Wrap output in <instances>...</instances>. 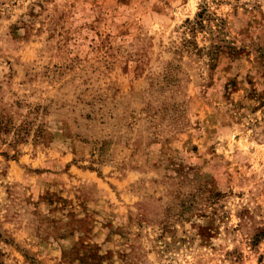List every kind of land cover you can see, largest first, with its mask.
<instances>
[{"label": "rangeland", "instance_id": "1", "mask_svg": "<svg viewBox=\"0 0 264 264\" xmlns=\"http://www.w3.org/2000/svg\"><path fill=\"white\" fill-rule=\"evenodd\" d=\"M0 264H264V0H0Z\"/></svg>", "mask_w": 264, "mask_h": 264}, {"label": "trees", "instance_id": "2", "mask_svg": "<svg viewBox=\"0 0 264 264\" xmlns=\"http://www.w3.org/2000/svg\"><path fill=\"white\" fill-rule=\"evenodd\" d=\"M200 17V16H199Z\"/></svg>", "mask_w": 264, "mask_h": 264}]
</instances>
